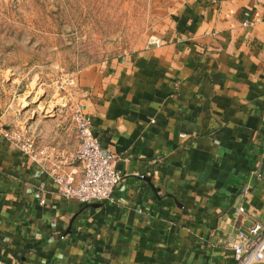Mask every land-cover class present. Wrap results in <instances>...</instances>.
Here are the masks:
<instances>
[{"label": "crops", "instance_id": "1", "mask_svg": "<svg viewBox=\"0 0 264 264\" xmlns=\"http://www.w3.org/2000/svg\"><path fill=\"white\" fill-rule=\"evenodd\" d=\"M160 1L159 46L77 70L83 93L46 91L44 115L0 106V264H234L264 227V0ZM74 105L117 157L112 202L63 199L49 175L78 145Z\"/></svg>", "mask_w": 264, "mask_h": 264}, {"label": "rangeland", "instance_id": "2", "mask_svg": "<svg viewBox=\"0 0 264 264\" xmlns=\"http://www.w3.org/2000/svg\"><path fill=\"white\" fill-rule=\"evenodd\" d=\"M167 14L160 0H0V106L22 122L46 114V91L62 103L56 82L158 39Z\"/></svg>", "mask_w": 264, "mask_h": 264}, {"label": "built area", "instance_id": "3", "mask_svg": "<svg viewBox=\"0 0 264 264\" xmlns=\"http://www.w3.org/2000/svg\"><path fill=\"white\" fill-rule=\"evenodd\" d=\"M184 1L196 3L199 0ZM256 22L255 19L244 21L242 26H251ZM160 44L158 39L149 42V45L156 47ZM56 83L57 90L64 96L83 93L77 84V72L65 75L64 79ZM70 122L78 140L76 150L70 160L56 164L48 171L58 194L63 199L83 205L112 202L114 190L122 178L121 173L113 167L117 159L116 155L101 147L93 133L91 119L80 105L72 107ZM1 134L6 139L17 141L21 153L33 162L43 160V151H38L33 141L24 137L20 139L18 135L7 131ZM75 164L80 167L79 180L75 179L74 173L65 170L66 167L69 168ZM231 248L234 264L262 263L264 261V227L254 225L248 234L239 233L238 241Z\"/></svg>", "mask_w": 264, "mask_h": 264}]
</instances>
